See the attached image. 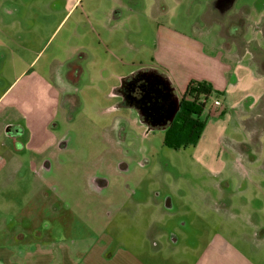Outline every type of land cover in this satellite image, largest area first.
<instances>
[{"label": "rangeland", "instance_id": "1", "mask_svg": "<svg viewBox=\"0 0 264 264\" xmlns=\"http://www.w3.org/2000/svg\"><path fill=\"white\" fill-rule=\"evenodd\" d=\"M121 1L116 17L118 0H35L32 15L22 0L23 22L2 13L0 228L25 242L37 229L67 241L102 233L108 250L126 246L151 264H193L225 232L264 264V0ZM159 43L183 44L168 56ZM187 43L220 54L226 85L205 101L197 142L174 148L167 129L148 130L123 103L115 76L163 66L178 79L212 78ZM7 102L24 115L3 114ZM151 221L149 233L163 236L147 256L137 241Z\"/></svg>", "mask_w": 264, "mask_h": 264}, {"label": "crops", "instance_id": "2", "mask_svg": "<svg viewBox=\"0 0 264 264\" xmlns=\"http://www.w3.org/2000/svg\"><path fill=\"white\" fill-rule=\"evenodd\" d=\"M7 1L9 3L13 2L15 5L10 4L6 8V10L0 12V25L4 22V20L2 19V13L6 16L7 14H11L12 11H14L18 16L20 14L22 22L25 21L26 18L22 16L24 7V3L22 2V0ZM28 1L30 6L27 5V8L32 15L35 0ZM51 1L53 0H50V2ZM214 5V1L211 7L208 3V12ZM114 7L115 17L120 16L122 13L121 8L124 7L123 2L121 0H118V3H114ZM4 27L7 26L4 25ZM9 27L15 28L16 31L19 32L22 29L19 26H13V23H11ZM31 27L32 29L27 40H29V43H34L37 39V29H35L36 26L34 25H32ZM2 28L3 26H0L1 33ZM0 43H3L1 41V38ZM124 43H128L129 46V43H131V41L129 39H125ZM182 44L183 43H159L157 44V50L159 51L161 48H163L164 54L172 56L178 47H182ZM187 44L192 48L191 51H194L198 57L211 63L210 69L212 72L209 75H213L212 78L204 77L196 79L188 77L185 73L181 76V78L178 79L176 75H174V78L171 72H169L168 70H164L163 66H159L162 69L156 67L148 69L152 70V72H154L157 76L161 77L165 81V86L167 85V87L169 86L171 88L173 97L177 96L178 99L181 98L187 83L192 79L206 81L210 83L213 89L216 91L221 90L223 87H225L226 79L222 74V67L224 66V64L220 62V60L222 59L220 54L217 55V57L205 56L200 53L201 48L199 43ZM133 74H135V72H132L130 74H127L126 72H120L116 74L115 79L117 81H123ZM2 75L3 73L2 71H0V77H2ZM117 88L118 87H114V90H116ZM4 94L5 92L0 95L1 102L5 98L2 97ZM126 106L133 107L130 105ZM8 110L15 113L17 112V117L19 115H24L21 108L14 103L7 102L2 105L1 112L3 114ZM149 125L151 126V124ZM7 126L8 125L5 121H0L1 148L8 147V143L6 139H4V137L6 138L7 135L6 133H4V137H2L3 133H1L5 129L7 130ZM9 130L11 131V128H9ZM4 164V158L0 154V171L2 170ZM165 205V207L167 208L171 207L169 201H167ZM211 207L213 206L211 205ZM154 224L155 222L151 221L147 225H143L142 242L139 243L140 240L137 241L138 248L143 249V245L148 246L147 256L152 255V250H157L158 248H160L161 242H159L157 239H161L163 236H157L153 234L151 235L149 233L151 232L149 231V229L153 227ZM46 232H48V230L41 231L40 229H37L34 234L35 240L32 242H25L24 235H18L17 233L13 234L11 238H8V229L6 227L0 228V241H4V243H0V264H151L145 260L146 258H143L140 255L141 252L139 253L136 250L126 246H117L118 248H115L113 251L108 250L110 248V245L112 244L113 239L112 237H109L108 235H104L102 233L99 235L94 233V235L90 236L84 235L81 237L70 238L69 241H67V239L63 236H53L52 234ZM237 236L240 238L239 235ZM195 237H197V235ZM7 239H9L8 241H11L9 245L8 241L6 244ZM138 239H140V237ZM177 241L178 240L175 237L173 238L172 243H176ZM241 245L242 243H237V239L231 236L229 233H212L208 241H206V243L203 245L199 256L196 257L197 261L193 264H256V262L247 257L245 251L241 248ZM243 245H245V250H247L246 243L243 242ZM191 249L195 251L198 250L196 247ZM142 252L145 253L144 250H142Z\"/></svg>", "mask_w": 264, "mask_h": 264}, {"label": "trees", "instance_id": "3", "mask_svg": "<svg viewBox=\"0 0 264 264\" xmlns=\"http://www.w3.org/2000/svg\"><path fill=\"white\" fill-rule=\"evenodd\" d=\"M154 73L152 70L139 71L136 74ZM218 92L212 85L203 80H190L179 99V109L174 119L165 127L167 129L165 143L174 148H186L194 145L199 139L204 121L201 115L205 101L211 94ZM150 112V111H149ZM146 124H151V117L140 116ZM153 122V121H152Z\"/></svg>", "mask_w": 264, "mask_h": 264}, {"label": "flooded vegetation", "instance_id": "4", "mask_svg": "<svg viewBox=\"0 0 264 264\" xmlns=\"http://www.w3.org/2000/svg\"><path fill=\"white\" fill-rule=\"evenodd\" d=\"M156 82H160L161 85H157L158 83ZM163 87H165V81L155 73H135L124 79L117 91L125 105L133 106L139 112L145 107H159L163 108L161 113L166 115L167 106L173 96L170 95V98L164 102L160 98V93L154 92V90H160ZM150 119L151 122L154 121L152 117ZM163 119L165 120L166 118L164 117Z\"/></svg>", "mask_w": 264, "mask_h": 264}, {"label": "water", "instance_id": "5", "mask_svg": "<svg viewBox=\"0 0 264 264\" xmlns=\"http://www.w3.org/2000/svg\"><path fill=\"white\" fill-rule=\"evenodd\" d=\"M123 81L121 80V83ZM157 85H161L160 82ZM166 90V91H165ZM155 93H160V98L165 102L168 98H170L171 88L168 86L163 87L160 90H154ZM179 109V99L178 97H173V99L169 102L167 109H166V115H163L161 111L163 108L159 107H145L142 109V111L139 112L140 116L143 114H146L147 117H152L154 119L153 122H151V126L148 125V130L154 129V128H165L175 117L177 110ZM150 111V112H149ZM166 118L165 120L163 118ZM145 123V122H144Z\"/></svg>", "mask_w": 264, "mask_h": 264}, {"label": "built area", "instance_id": "6", "mask_svg": "<svg viewBox=\"0 0 264 264\" xmlns=\"http://www.w3.org/2000/svg\"><path fill=\"white\" fill-rule=\"evenodd\" d=\"M213 106H214V108L220 107L221 106L220 101L219 100H214Z\"/></svg>", "mask_w": 264, "mask_h": 264}]
</instances>
